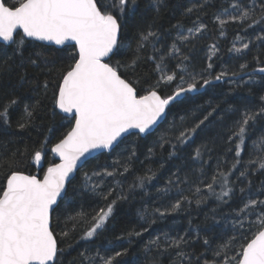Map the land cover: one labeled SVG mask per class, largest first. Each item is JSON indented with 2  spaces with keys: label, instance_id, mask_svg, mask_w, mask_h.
Wrapping results in <instances>:
<instances>
[{
  "label": "snow or ice",
  "instance_id": "1",
  "mask_svg": "<svg viewBox=\"0 0 264 264\" xmlns=\"http://www.w3.org/2000/svg\"><path fill=\"white\" fill-rule=\"evenodd\" d=\"M228 2L229 7L213 17L219 37L226 36L229 24L239 25L245 33L248 29L261 26L260 31L264 33V0ZM210 3L211 0H199L185 10L186 15L196 14V19L191 28L185 29L179 22L172 25L177 35L170 45L159 46L169 33L157 27L154 18L152 24L136 29L133 48L124 42L128 30L125 17L135 8L137 0H0V41L13 46V55L0 61V72L12 69L15 57L21 59L22 67L25 48L33 41L64 45L75 50L58 69V82L51 87L47 79L40 80L35 75L28 76L26 72L20 77L22 82L31 81L34 85L30 91L38 92L45 98L51 91L53 115L62 114L61 124L69 127L50 148L60 162L51 163L43 175L19 169L28 155L27 149L17 148L10 154L0 152V170L8 169L5 182L0 186V264H65V249L60 246L54 230L55 214L62 203L77 195L90 193L99 196L107 201L106 206L91 215L83 210L70 215L71 228L60 232L59 237L61 240L68 238L80 227L77 243L87 242L103 231L117 201L129 199L124 193L123 181L128 174L135 175L133 165L139 160L135 148L121 149L129 137L151 136L154 126L159 127L158 121L167 119L172 107L183 104L188 93L198 92L200 88L211 85L213 80L239 77L242 73L248 75V81L237 83L239 87L241 83L254 82L252 74H264V66L252 67L249 72V64L245 62L239 65L238 71H221L212 76L209 72L213 68L212 57L219 52L215 42L206 46V69L201 72L192 70L190 57L182 49L194 46L193 41L203 38L202 34L207 32L208 26L201 22V15L206 14L203 10ZM152 5L157 17L167 7L166 0H152ZM235 41H239L241 46L237 47ZM262 45L264 34L256 35L255 41L248 39L247 42L237 34L229 51L243 56L251 51L250 46L259 50ZM122 49L132 53L124 64L114 60ZM0 52H3L2 46ZM145 58L153 65L155 80L138 91L135 85L139 81L126 77L134 74ZM252 59L257 65L264 64L259 51ZM38 60L45 66L55 63L42 58L39 53H36L35 59L30 58L31 64L36 67L40 66ZM47 75L51 76L50 69ZM173 85L171 94H162L165 91L162 86ZM260 102L256 108H244L242 111L230 109L232 112L239 111V119L233 121L223 137L224 151L233 153L231 159L218 158L215 171L209 176L203 162L206 155L211 158L215 142L208 141L195 147L188 160L193 164L201 162V167L198 170L192 169L191 164L186 167L192 174L199 171L198 182L191 180L188 172L181 175L183 169L177 168L167 187L158 189V198H168L174 189L178 195L169 198L167 205L156 207L151 213L164 218L186 209L192 204V199L183 195L181 185L188 184L190 188L195 185L193 196L196 197L197 207L210 197H214L220 205L240 200L233 214L223 217L231 225L227 235L210 241L207 236H200L199 229L194 236H189L187 232L183 235L164 232L147 241L143 249L146 254L153 251L158 254L174 253L172 264H264V198H261L264 197V181L258 191H253L252 179L257 173L264 175V134L252 139L250 147L248 144L250 131L258 121H264V96L260 97ZM20 105L22 115L16 123L17 130L35 129L38 118L43 119L40 101L24 103L22 96L15 92L8 96L6 103L0 104V124L10 128V111ZM215 111L213 108L207 114L202 113L191 124L184 123L185 118L181 117L182 124L173 129L172 138L161 135L153 146L147 148L145 160L163 151L166 145L171 149L168 157L176 156L193 137L208 128L211 123L209 117ZM47 132L51 134L52 128L48 127ZM48 144L49 136H45L41 148L35 150L30 158L37 163L44 159V149ZM117 149L121 151L117 153ZM105 150L109 155L114 154L116 159L110 165H101L99 170L84 171L83 183L79 188H73L72 182L79 170L89 163V158H96L93 153L104 154ZM244 156H247L246 160ZM156 175L157 171L151 168L143 175H135L128 191L145 188L146 182L154 180ZM117 189L119 193H116ZM114 193L115 198L109 199ZM216 211L212 209L211 219L219 224ZM147 214V209L139 213L141 219H145ZM155 222V219H150L141 230L132 229L116 237V246L105 249L110 254L102 255L99 250L92 252L85 247L72 264H121L120 258L128 254V248L121 243L125 237L131 243L134 238L142 237ZM196 241H202L205 251L196 254L190 250ZM153 264H158V257L153 258Z\"/></svg>",
  "mask_w": 264,
  "mask_h": 264
},
{
  "label": "trees",
  "instance_id": "2",
  "mask_svg": "<svg viewBox=\"0 0 264 264\" xmlns=\"http://www.w3.org/2000/svg\"><path fill=\"white\" fill-rule=\"evenodd\" d=\"M105 2H108V0H105ZM198 2L199 0H166L167 7L164 8L157 17V13L152 5V0H137L135 8L125 17L128 23V30L125 34L124 42L126 44H131L134 48L136 29L147 27L152 24L153 19L156 18V26L162 27L165 33H169L163 38L159 46L166 47L170 45L177 35L172 25L179 22L182 24L183 28H191L193 26V21L196 19V14L191 16L186 15L185 10L192 4ZM228 7V0H211V3L203 10L206 14L201 15V22L207 24V32L202 34L203 38L193 41L194 46L188 45L182 49V51L190 57L192 70L201 72L206 69L208 63L206 46L213 42L217 43L219 52L212 57L213 68L209 70L212 76L219 74L221 71H238L239 65L245 62L249 64V72L252 67L264 66V64H255L252 59L253 55L257 54L259 51L261 60H264V45L260 46L259 50L255 46H250L251 51L243 56L229 51L237 34L244 37V42H247L248 39L255 41L256 35L264 34L260 31L261 26L248 29L247 33H245L240 29L239 25L229 24L226 26V36H218V28L213 22V17L215 14L220 13L224 8ZM184 34L186 35L187 32ZM238 42L239 41H235L236 44ZM41 45L43 44L37 42L29 43L24 51L23 66H20L21 59L15 57V66L8 71L0 72V104L6 103L8 96L15 92L22 96L24 103L33 104L36 101H40L41 115L43 116V119L38 118L37 127L35 129L20 132L16 128V123L22 115V105L11 110V127L8 128L0 124V152L6 151L10 154L17 148L21 150L27 149L28 155H26L23 162L20 163L19 169L26 173L39 175H43V171H45L51 163H56L51 155L50 148L52 144L68 130L69 126L67 124H61L60 115L62 114L53 115L51 91H49L48 97L45 98L38 92L30 91L34 85L31 81L27 83L22 82L20 77L26 72L28 76L35 75L40 80L47 79L51 87L54 82H58V69L62 67L66 57L75 51L74 49H57ZM0 46L3 47V52H0V61L6 60L13 55V46H5L2 44H0ZM36 53H39L42 58H47L55 63L45 66L38 60L37 63L40 66H33L30 62V58L35 59ZM148 54H150V52ZM131 55V50L122 49L121 53L114 57V60H119L121 64H124L131 58ZM173 63H175V61H173ZM49 69L51 70V76L47 75ZM241 75H243V73ZM252 77L254 82L247 84L241 83L239 87H237V83L240 81H248L249 77L228 79L227 81H220L208 85L202 93L196 95L188 93L187 100L177 107H172L171 111L167 114V119L151 136L147 138L129 137L125 144L121 145V149H136L139 160L133 165L135 175H143L149 168L157 171V175L154 180L146 182L145 188H137L133 192H129L128 185L133 182L135 175L131 173L128 174L123 184L124 193L129 196V199L117 201L113 214L109 218L105 228L92 240L87 242L80 241L77 243L81 232L80 227H77L75 233H70L69 237L63 240L59 237V233L68 231V229L71 228L72 222L68 220L70 215H75L76 212L81 210L90 215L94 214L99 208L105 207L107 201L89 193L87 195H77L74 199H70L69 202L62 203L54 216L53 225L58 235L60 246L65 249V256L63 258L65 264H72L74 260H78L80 251L85 247L92 252L99 250L102 255L110 254L106 253L105 249L116 246V237L132 229L137 231L141 230L142 227L147 226L146 222L150 219H155L156 222L150 225L149 230L145 232L142 237L134 238L131 243H129L128 238L125 237L121 242L123 247L128 248V254L120 258L121 264H153L154 257H158V264H172L171 256L174 255V253L158 254L153 251L146 254L143 251L149 239L162 235L164 232H169L173 235L176 233L183 235L187 232L189 236H194L196 230L199 229L200 236H207L210 241H216L218 237L227 235L231 225L227 223L223 217L231 216L233 214V209L240 204V200L234 199L229 202V205H220L214 197H210L206 203L197 207L195 204L196 197L193 196L195 185L191 188L188 184L181 185L183 195L189 196L192 199V204L186 209L164 218L152 216L151 213L154 208L167 205L169 203V198L178 195L174 189L169 193L168 198H158V189L167 187L169 178L172 177V173L177 171V168L183 169L180 173L181 175H183L184 172H188L191 180H197L198 182L200 176L199 171L192 174L190 169L186 167L188 164H191L192 169L198 170L201 167V162L193 164L188 160L189 153L192 152L195 147L208 141L215 142L211 158L206 155L203 162L204 170L209 176L215 171L218 158L222 157L225 160L231 159L233 153H226L224 151L225 144L223 137L233 121L239 119V111L232 112L230 109L236 108L242 111L244 108H256L261 103L260 97L264 96V75H252ZM126 78L139 81V84L135 85L138 91L140 87L147 88L149 84L153 83L155 80L153 65L145 58V60L140 62L135 73H130ZM174 86L175 85L162 86L165 89L162 94H171L172 87ZM213 108H215L216 111L209 117L211 123L208 128L193 137V140L190 141L188 145L184 146L176 156L171 158L168 157V153L171 149L166 145L163 151L158 152L155 156L151 157L150 160H145L147 148L153 146L161 135H167L169 138H172L174 135L173 129H178L182 124L181 117L185 118L184 123L191 124L195 117H200L202 113L207 114V112H211ZM55 111L57 113L59 112L58 109ZM48 127L52 128L51 134L47 132ZM261 134H264V121H258L256 127L250 131L248 140L249 147L251 146V140L257 139ZM45 136H49V144L47 148L44 149L46 154L44 159H42L43 163L40 168L39 164L32 160L30 156L35 150L41 148ZM121 149H117V153H119ZM114 159H116L114 154H101L95 159L90 160L73 180V188H79L83 183L82 173L84 171H90L92 169L99 170L101 165H110ZM243 159L246 160L247 156H244ZM161 164L164 165L163 168L160 167ZM7 171L8 169L0 170V186L5 182V174ZM252 179L253 191H258L261 182L264 181V175L257 173ZM108 180L111 181V178H108ZM105 186L107 187V182ZM216 190L219 191V187H217ZM119 191L120 190L117 189L116 193H119ZM116 193L109 199L115 198ZM69 195L71 197L72 193L70 192ZM145 209L148 210V214L145 219H141L139 213ZM212 209L217 210L215 215L216 219L220 221L219 224L213 223L211 219L213 215ZM189 221H191V224H189ZM190 250H193L196 254L205 251L202 241H196L191 245Z\"/></svg>",
  "mask_w": 264,
  "mask_h": 264
},
{
  "label": "water",
  "instance_id": "3",
  "mask_svg": "<svg viewBox=\"0 0 264 264\" xmlns=\"http://www.w3.org/2000/svg\"><path fill=\"white\" fill-rule=\"evenodd\" d=\"M33 42H37V43L43 44V45H45V46L54 47V48H57V49H63V48H65L64 45H55L54 43H50V42H40V41H33ZM73 43H74V42H73ZM0 44L5 45V46H9V45L5 44V43L2 42V41H0ZM252 75H264V74H262V73H254V74H252ZM246 77H249V76L243 74V75H241V76H239V77H237V78H235V77H230V78H227V79H224V80L213 81L212 84H214V83H218V82H220V81H227L228 79H242V78H246ZM205 88H206V86L203 87V88H201L198 92H191V93H189V94H194V95H196V94L202 93V92L205 90ZM58 111H59V110H58ZM163 123H164V121H162V122L158 121L159 126H160L161 124H163ZM158 128H159V127L154 126V129H155L154 132H155ZM154 132H153V133H154ZM104 154H108L107 150H105ZM51 155H52V157L54 158V160H55L56 163H59V162H60V161H59V158L56 157L52 152H51ZM99 155H101V153H93V156H95V157H97V156H99ZM90 160H92V158H89V161H90ZM42 163H43V160H41L40 162H38L40 168L42 167ZM85 165H86V164H85ZM85 165H84V166H85ZM83 168H84V167H83ZM83 168H82V169H83ZM82 169H80L79 172H80ZM79 172H78V173H79ZM78 173L76 174V176L78 175Z\"/></svg>",
  "mask_w": 264,
  "mask_h": 264
},
{
  "label": "rangeland",
  "instance_id": "4",
  "mask_svg": "<svg viewBox=\"0 0 264 264\" xmlns=\"http://www.w3.org/2000/svg\"><path fill=\"white\" fill-rule=\"evenodd\" d=\"M236 46H237V47H240V46H241L240 42H238V43L236 44Z\"/></svg>",
  "mask_w": 264,
  "mask_h": 264
}]
</instances>
